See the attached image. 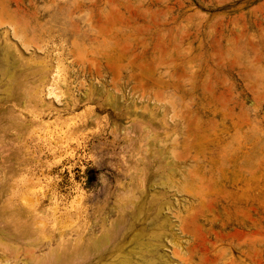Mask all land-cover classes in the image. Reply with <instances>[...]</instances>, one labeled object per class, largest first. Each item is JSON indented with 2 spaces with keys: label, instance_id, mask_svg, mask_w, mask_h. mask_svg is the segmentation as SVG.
Instances as JSON below:
<instances>
[{
  "label": "rangeland",
  "instance_id": "obj_1",
  "mask_svg": "<svg viewBox=\"0 0 264 264\" xmlns=\"http://www.w3.org/2000/svg\"><path fill=\"white\" fill-rule=\"evenodd\" d=\"M260 221L264 0H0V264H264Z\"/></svg>",
  "mask_w": 264,
  "mask_h": 264
},
{
  "label": "bare ground",
  "instance_id": "obj_2",
  "mask_svg": "<svg viewBox=\"0 0 264 264\" xmlns=\"http://www.w3.org/2000/svg\"><path fill=\"white\" fill-rule=\"evenodd\" d=\"M263 194V193H262ZM203 197H205V196H203ZM200 199H202V200H200V201H204L206 198H200ZM207 199H208V197H207ZM207 199H206V201H205V203H201V204H199V208H200V212H202V213H205V211L207 210L210 214H211V221L212 220H214L215 218H216V216H215V214H214V207H213V203H212V201L211 200H208L207 201ZM210 199V198H209ZM261 203H263V198L261 199ZM119 207H121V206H119ZM122 208V207H121ZM119 209V208H118ZM128 209V208H127ZM125 210V209H124ZM80 211H81V204H80V200L79 201H76L75 200V205H74V212H75V214H76V217H77V221H79V219H80V217H79V213H80ZM229 217V216H228ZM229 219V218H228ZM94 220H96V219H94ZM247 220H249V217L247 218ZM93 221V220H92ZM92 221H90V223H87V227H89V226H92L93 225V223H92ZM98 225V224H97ZM76 226H77V229H76V233H77V237H78V234H79V228H80V224L77 222V224H76ZM95 228H96V226H95ZM113 233H115V232H113ZM254 234H256L257 236H256V238H257V241H258V243L260 244V246H263V244H264V224H263V221H260L259 222V227H258V229H257V231L254 233ZM246 237H251V236H249V235H245ZM105 238H106V236H105ZM91 239V238H90ZM107 239V238H106ZM91 241H93L92 239H91ZM99 241H101V240H99ZM104 241V240H103ZM102 241V242H103ZM239 241V240H238ZM102 242L100 243V242H97V243H93V244H88L87 245V247H86V249H85V253L88 255V258L86 259V262H85V264H96V263H94L93 262V258L95 257V256H97V259H98V264L99 263H101L104 259H106L108 256H107V254L109 253L110 255H112L113 253H116L119 249H120V245L118 246V245H112V246H109V247H105V248H103V250L101 251V248L103 247V246H105L104 244H102ZM104 242H106V241H104ZM103 242V243H104ZM100 243V245L102 244L103 246L102 247H100L98 244ZM104 249L106 250V252L105 253H103V251H104ZM76 252H77V255H78V257H77V261H80V259H81V257H80V247H79V245L77 244V246H76V250H75ZM102 253V254H101ZM123 259H122V264L124 263V262H126L127 260V258L124 256V257H122ZM96 259V258H95ZM110 262H112V261H110ZM110 262H109V264H110ZM119 262H120V260H119ZM102 263H104V262H102ZM77 264H79V263H77ZM108 264V263H107ZM121 264V263H120ZM125 264V263H124ZM128 264V263H127Z\"/></svg>",
  "mask_w": 264,
  "mask_h": 264
}]
</instances>
